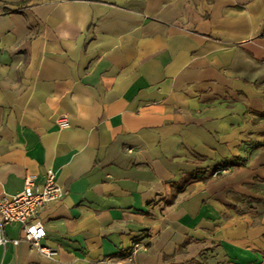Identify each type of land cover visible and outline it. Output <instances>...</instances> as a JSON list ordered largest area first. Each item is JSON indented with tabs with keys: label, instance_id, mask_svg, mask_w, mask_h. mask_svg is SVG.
I'll use <instances>...</instances> for the list:
<instances>
[{
	"label": "crops",
	"instance_id": "crops-1",
	"mask_svg": "<svg viewBox=\"0 0 264 264\" xmlns=\"http://www.w3.org/2000/svg\"><path fill=\"white\" fill-rule=\"evenodd\" d=\"M48 168L0 264H264V0H0V193Z\"/></svg>",
	"mask_w": 264,
	"mask_h": 264
},
{
	"label": "built area",
	"instance_id": "built-area-1",
	"mask_svg": "<svg viewBox=\"0 0 264 264\" xmlns=\"http://www.w3.org/2000/svg\"><path fill=\"white\" fill-rule=\"evenodd\" d=\"M60 128L69 126L66 117L56 120ZM65 192L56 181V172L48 168L45 171L42 183L37 182V176L26 172L23 178V188L16 194L6 196L0 193V246L8 242L18 244L20 241L28 242L33 248L48 258H52L55 250L42 243L46 236L42 211L54 202L63 199ZM11 222L21 224V234L18 238L9 239L5 233V225ZM144 247L138 241H133L125 250L124 257L127 264L135 263V254Z\"/></svg>",
	"mask_w": 264,
	"mask_h": 264
},
{
	"label": "trees",
	"instance_id": "trees-1",
	"mask_svg": "<svg viewBox=\"0 0 264 264\" xmlns=\"http://www.w3.org/2000/svg\"><path fill=\"white\" fill-rule=\"evenodd\" d=\"M238 164L237 162H234V161H230V162H222V163H219V164H216L212 167H209V168H205L204 170L200 171V170H195L189 174H185L183 177H181V179L179 180V182L177 183V191L180 192L182 190L185 189L186 185L188 183H190L191 181H194V180H197V179H201L203 178L202 175H204L206 173V171L208 170L209 171V175L212 174V173H215L216 171L218 170H221L223 169L224 167L226 166H233V165H236ZM240 165H243V162H240L239 163Z\"/></svg>",
	"mask_w": 264,
	"mask_h": 264
}]
</instances>
